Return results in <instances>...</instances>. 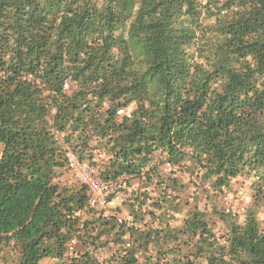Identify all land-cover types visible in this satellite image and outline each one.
Masks as SVG:
<instances>
[{
    "label": "trees",
    "instance_id": "trees-1",
    "mask_svg": "<svg viewBox=\"0 0 264 264\" xmlns=\"http://www.w3.org/2000/svg\"><path fill=\"white\" fill-rule=\"evenodd\" d=\"M53 130L146 176L123 224L79 227ZM0 146V264H264V0H0Z\"/></svg>",
    "mask_w": 264,
    "mask_h": 264
},
{
    "label": "built area",
    "instance_id": "built-area-1",
    "mask_svg": "<svg viewBox=\"0 0 264 264\" xmlns=\"http://www.w3.org/2000/svg\"><path fill=\"white\" fill-rule=\"evenodd\" d=\"M65 89L69 88L66 83ZM132 116V107L128 106L116 110L117 119H130ZM54 140L61 145L64 165L62 175L58 177L57 182H68L69 184L77 185L83 189L85 195V203L77 213L79 218L78 224L82 228L84 222L102 219L105 222H113L116 225L124 223V216L127 210L128 203L132 200V191H138L139 184L146 181V176L142 175L140 179L133 180L130 176H122L119 178H107L103 175V169L99 165H90L87 161L80 160L77 155L63 141V135L58 131H52ZM163 170L169 171L171 166L169 163L162 165ZM196 186L200 185V181L194 182ZM131 185V186H130ZM124 213V214H123ZM126 242L124 246L130 248L133 244L129 240V234L126 233ZM78 243L77 238H71L67 243V252L65 256L70 257L73 247ZM134 258L138 264H141L142 254L137 251ZM65 259L58 260V264H68Z\"/></svg>",
    "mask_w": 264,
    "mask_h": 264
},
{
    "label": "rangeland",
    "instance_id": "rangeland-1",
    "mask_svg": "<svg viewBox=\"0 0 264 264\" xmlns=\"http://www.w3.org/2000/svg\"><path fill=\"white\" fill-rule=\"evenodd\" d=\"M1 152H2V146H0V154H1ZM98 163H102V162H98ZM182 181H183L182 182L183 184H185V185L187 184L186 180L183 179ZM185 185H184V187H185ZM74 186H76V185H74ZM199 189H203V188H199ZM181 191L183 194L181 193L180 195H183L185 197L186 196L185 190L184 191L181 190ZM249 195L250 194H249V191L246 187V184L243 185L242 181L239 179V180H236L233 182L231 192H227L222 196H220L218 194L216 196L214 195L212 197L211 201H212V203H214L215 205H218L219 207L221 206V207H227V208L233 209L236 213H238L239 215H242V213H241L242 209L245 206H247L249 203ZM200 196L202 197V195H200ZM123 216L125 218L127 215H123ZM177 223L179 224V218L176 221V224ZM72 251L78 252V251H83V249H81L80 245L77 243L73 247ZM40 264H58V260L46 259V260H43Z\"/></svg>",
    "mask_w": 264,
    "mask_h": 264
},
{
    "label": "crops",
    "instance_id": "crops-1",
    "mask_svg": "<svg viewBox=\"0 0 264 264\" xmlns=\"http://www.w3.org/2000/svg\"><path fill=\"white\" fill-rule=\"evenodd\" d=\"M124 212H125V214H127V213H128V211H127V210H125ZM123 214H124V213H123Z\"/></svg>",
    "mask_w": 264,
    "mask_h": 264
}]
</instances>
